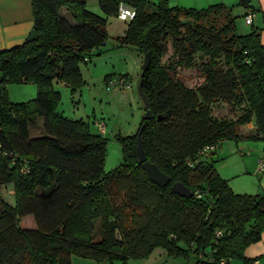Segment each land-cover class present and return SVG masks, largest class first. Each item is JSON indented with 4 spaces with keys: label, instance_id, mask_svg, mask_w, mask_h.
Segmentation results:
<instances>
[{
    "label": "trees",
    "instance_id": "trees-1",
    "mask_svg": "<svg viewBox=\"0 0 264 264\" xmlns=\"http://www.w3.org/2000/svg\"><path fill=\"white\" fill-rule=\"evenodd\" d=\"M251 1L240 0L246 15L254 11ZM121 2L135 8L126 42L143 57L150 54L140 81L152 115L143 117L136 133L119 138L124 161L105 172L108 138L59 109L62 95L54 85L80 88L81 61L105 42L107 18L118 14ZM32 3L30 36L0 51V264H72L74 255L126 264L156 247L170 256L193 255L195 264H264V254L245 256L264 231V187L256 194L236 192L215 165L217 148L239 141L242 125L254 122L249 137L264 141L258 30L239 35L231 8L222 3L196 9L169 0H99L105 16L90 11L86 0ZM222 13L228 17L223 26L205 23ZM181 68L196 69L203 83L192 88L175 79ZM12 82L36 84V97L12 102ZM221 104L229 107L225 116L215 111ZM39 118L44 133L33 136ZM142 125L148 160L171 177L165 187L151 181L139 160ZM176 181L194 195L177 194ZM8 186L14 204L2 194ZM28 215L33 228L20 224Z\"/></svg>",
    "mask_w": 264,
    "mask_h": 264
},
{
    "label": "rangeland",
    "instance_id": "rangeland-1",
    "mask_svg": "<svg viewBox=\"0 0 264 264\" xmlns=\"http://www.w3.org/2000/svg\"><path fill=\"white\" fill-rule=\"evenodd\" d=\"M146 1L158 2V0ZM218 3L231 8V17L239 35H247L253 30V26L246 23V8L241 5L240 0H169L171 6L196 9ZM86 7L92 12L103 15L99 0H86ZM63 13L70 15L66 10H63ZM134 15L135 8L131 3L121 2L118 14L107 18L105 42L81 61L83 83L80 88L73 92L64 83L54 85L62 95L59 109L69 117L83 120L91 133L108 138L105 172H111L124 161L119 138L136 133L145 115L144 101L138 91L144 57L125 40L128 24ZM227 19L225 13L211 14L208 20L205 19V23L223 26ZM169 55L170 53L164 59L166 60ZM122 74L131 78L129 87L119 83L112 84L113 81H119ZM176 78L192 88H197L204 81L201 73L196 69L181 68ZM7 92L12 102H28L36 97L38 88L36 84L30 82H12L8 84ZM228 108L227 105L221 104L215 111L217 115L225 116L228 114ZM248 124L239 128L242 135L239 141L226 140L217 148L215 165L219 174L224 179H228L234 191L256 194L264 187V171L258 170L259 159H264V141L249 137L255 130H250ZM31 133L33 136L44 133L42 118L38 119L36 126L31 127ZM2 190L4 198L10 204H14L12 186L3 187ZM20 224L27 228L36 225L32 215L22 217ZM195 262L193 255L189 258L170 256L163 248L156 247L148 257L130 259L126 264H195Z\"/></svg>",
    "mask_w": 264,
    "mask_h": 264
},
{
    "label": "crops",
    "instance_id": "crops-1",
    "mask_svg": "<svg viewBox=\"0 0 264 264\" xmlns=\"http://www.w3.org/2000/svg\"><path fill=\"white\" fill-rule=\"evenodd\" d=\"M250 8L254 9V29L258 30L260 41L264 44V0H252ZM248 9L245 11L247 12ZM34 7L32 0H0V51L13 48L22 44L31 34L34 27ZM250 130H255L256 125L251 122L247 125ZM262 159H259L261 161ZM258 161V164H259ZM264 254V231L260 241L252 243L245 249V256L250 259ZM245 264L240 259L231 260L230 264ZM72 264H108L99 263L92 258L74 255ZM254 264H261L256 261Z\"/></svg>",
    "mask_w": 264,
    "mask_h": 264
},
{
    "label": "water",
    "instance_id": "water-1",
    "mask_svg": "<svg viewBox=\"0 0 264 264\" xmlns=\"http://www.w3.org/2000/svg\"><path fill=\"white\" fill-rule=\"evenodd\" d=\"M150 61V54L147 53L144 57V62H143V70H146L148 68ZM144 74V73H143ZM142 74V76H143ZM138 91L143 98L144 101V108H145V115L144 118H150L152 115V111L150 108V102L146 96V94L143 91V81L141 80L139 83ZM144 129V125L141 126V129L138 132L137 140H138V155H139V160L142 163L143 168L146 170V172L149 174V177L151 181L159 185L160 187H165L171 182V177L167 175L165 172H163L156 163L151 162L148 160V157L146 155V152L143 148V143H142V132ZM173 190L183 196V197H192L194 195L193 191L186 185H184L182 182L176 181L173 184Z\"/></svg>",
    "mask_w": 264,
    "mask_h": 264
},
{
    "label": "built area",
    "instance_id": "built-area-1",
    "mask_svg": "<svg viewBox=\"0 0 264 264\" xmlns=\"http://www.w3.org/2000/svg\"><path fill=\"white\" fill-rule=\"evenodd\" d=\"M254 15H255V12L254 11H251L249 10L246 17H245V20H246V23L251 25L253 23V19H254ZM116 83H119L121 85H124V86H130L131 85V79H125V78H120L119 81H113L112 84H116ZM212 147H206L205 149H211ZM264 169V161L261 160L259 161V171H263ZM198 196H200V194H198Z\"/></svg>",
    "mask_w": 264,
    "mask_h": 264
}]
</instances>
